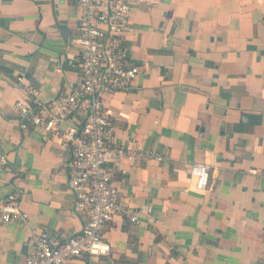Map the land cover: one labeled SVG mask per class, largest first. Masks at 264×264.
Masks as SVG:
<instances>
[{
    "label": "crops",
    "instance_id": "crops-1",
    "mask_svg": "<svg viewBox=\"0 0 264 264\" xmlns=\"http://www.w3.org/2000/svg\"><path fill=\"white\" fill-rule=\"evenodd\" d=\"M80 15L78 0H0V201L19 195L28 216L0 222V264L25 261L31 229L65 241L84 227L67 186L71 149L22 129L13 110L27 87L49 103L78 86ZM129 25L140 73L105 96L104 114L111 148L141 157L111 164L138 223L113 217L108 253L72 264H264V0H146ZM80 125L73 116L61 129ZM192 164L209 167L203 192Z\"/></svg>",
    "mask_w": 264,
    "mask_h": 264
},
{
    "label": "built area",
    "instance_id": "built-area-1",
    "mask_svg": "<svg viewBox=\"0 0 264 264\" xmlns=\"http://www.w3.org/2000/svg\"><path fill=\"white\" fill-rule=\"evenodd\" d=\"M145 2L78 0L81 15L74 43L79 50L80 83L70 94L49 103L40 99L35 88L27 87L24 96L14 103L22 129L41 128L58 139L64 150L71 149L72 158L64 163L68 168L67 186L75 198L74 211L84 221L80 234L65 241L31 229L28 243L32 251L21 264H72L84 255L104 256L109 247L103 242V232L113 217L124 216L130 223H138V214L122 209L111 164H134L141 157L127 146L111 148L112 128L104 114V98L130 87L140 73L137 66L130 65L125 43L133 31L129 15ZM73 116L81 119L80 128L61 129L62 123ZM155 158L161 160L158 155ZM0 161L5 163L4 158ZM189 177L194 189L203 192L209 182V167L192 164ZM18 200L19 195H10L0 201V222H26L28 216L19 208Z\"/></svg>",
    "mask_w": 264,
    "mask_h": 264
}]
</instances>
